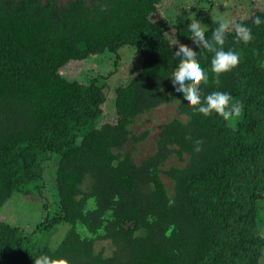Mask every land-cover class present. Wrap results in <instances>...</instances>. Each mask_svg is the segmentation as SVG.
<instances>
[{"label":"trees","instance_id":"trees-1","mask_svg":"<svg viewBox=\"0 0 264 264\" xmlns=\"http://www.w3.org/2000/svg\"><path fill=\"white\" fill-rule=\"evenodd\" d=\"M251 1L222 46L239 54L237 67L217 84L214 53H197L209 76L202 98L222 91L243 104L225 121L203 116L173 91L179 48L196 52L186 33L195 19L182 27L153 20L163 0H0V208L13 193L31 192L45 161L56 157L57 205L40 224L69 225L51 248L0 219V264H34L42 254L69 264H258L264 24L252 21L264 19V0ZM219 22L210 21L206 39ZM237 23L252 29L251 41L237 37ZM124 46L136 49L139 67L115 87L116 123L96 126L109 87L97 76L85 83L60 71ZM171 103L183 118L164 123L154 151L137 162L148 131L136 134L131 125ZM171 158L178 164L163 169ZM99 242H109L110 254L96 249Z\"/></svg>","mask_w":264,"mask_h":264},{"label":"rangeland","instance_id":"rangeland-1","mask_svg":"<svg viewBox=\"0 0 264 264\" xmlns=\"http://www.w3.org/2000/svg\"><path fill=\"white\" fill-rule=\"evenodd\" d=\"M252 8L251 0H163L152 15V19L158 22L172 24L177 27L184 26L187 19L200 21L207 27L210 21L227 18L232 25L237 19L247 18ZM173 30L168 33L169 39L174 40ZM176 43V42H175ZM119 59L116 60V56ZM139 67V54L132 46L121 47L117 53L105 51L97 57H92L86 62L68 64L61 74L69 78L82 79L85 83L91 77H99L109 87L105 103L102 105V114L96 120V126L104 123L115 124L116 113L114 109V90L118 85L125 84L129 77L134 76L130 70ZM183 118L176 112V104L161 105L141 116L131 125L133 132L142 133L148 131L144 141L139 143L134 154L139 162L145 156L154 151L155 140L164 123L172 118ZM56 157L46 160L44 163L43 178L31 187L29 193H13L10 199L0 208V219L11 225L17 226L25 240L39 246L44 245L54 248L66 234L69 225L61 223L51 230L43 229L40 224L47 216L54 214L57 203L55 190ZM178 164L176 158L168 160L163 169L169 165ZM162 180L167 187L170 181L162 175ZM36 185V186H34ZM258 232L264 237V204L259 205ZM262 212V214L260 213ZM105 247V254H110L109 242H99L96 249ZM258 264H264V246Z\"/></svg>","mask_w":264,"mask_h":264},{"label":"clouds","instance_id":"clouds-1","mask_svg":"<svg viewBox=\"0 0 264 264\" xmlns=\"http://www.w3.org/2000/svg\"><path fill=\"white\" fill-rule=\"evenodd\" d=\"M252 22L259 26L264 24V19L256 16ZM231 26V20L222 18L218 27L212 30V39L208 40L205 37L208 27L200 21L190 22L186 33L188 39L195 42L193 47L196 52L179 48L178 54L175 55L179 67L170 78L173 91L176 96L183 98L184 104L194 106L195 110L205 117L215 113L225 121L237 118L243 109V104L235 101L230 93L222 91H213L202 98L201 85L208 83L209 76L198 63L197 53L203 55L202 49L214 53L211 60V71L216 74L215 83L218 84L220 75L234 69L240 62L237 52L231 49L225 51L222 47L226 39V32ZM234 31L237 37L244 42L253 39L252 29L247 25L237 23L234 26ZM196 151H199V147L196 148ZM34 264H69V262L66 259L57 260L47 254H42L34 259Z\"/></svg>","mask_w":264,"mask_h":264}]
</instances>
